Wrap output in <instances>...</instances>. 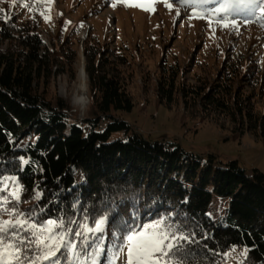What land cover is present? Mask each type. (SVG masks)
<instances>
[{
	"label": "trees",
	"instance_id": "trees-1",
	"mask_svg": "<svg viewBox=\"0 0 264 264\" xmlns=\"http://www.w3.org/2000/svg\"><path fill=\"white\" fill-rule=\"evenodd\" d=\"M13 21L0 20V37L10 43L0 51V176H16L26 188L22 211L32 210L40 220H81L87 214L89 223L108 215L105 249L113 218L122 230L125 222L139 230L170 218L195 233L190 264H264V174L246 172L236 160L202 158L177 139L152 140L132 129L120 117L135 105L128 79L109 61V52L94 50L97 45L84 49L89 106L78 120L69 103L50 94L54 52L34 27L11 28ZM158 68L159 105L182 106L187 121L203 120L264 142V108L243 94L246 86L261 95L264 78L248 69L239 75L238 69L221 68L211 81L187 78L164 61ZM144 92L149 94V82ZM20 157L34 163L21 169ZM37 186L43 192L39 202L33 199ZM213 196L228 201L217 217L209 214ZM242 248L247 254L230 262Z\"/></svg>",
	"mask_w": 264,
	"mask_h": 264
},
{
	"label": "rangeland",
	"instance_id": "rangeland-1",
	"mask_svg": "<svg viewBox=\"0 0 264 264\" xmlns=\"http://www.w3.org/2000/svg\"><path fill=\"white\" fill-rule=\"evenodd\" d=\"M141 2L128 0L126 5L123 0H53L49 5L46 0L42 4L23 0L15 6L0 3V7L6 10L5 16L13 18L11 28L13 25L34 27L47 50L54 52L56 63L51 70L54 78L50 94L69 103L72 111L78 113V120L84 118L89 106L84 49L97 45L100 49L94 50L109 52V61L116 62L113 65L128 79L127 90L135 105L120 117L132 129L152 140L177 139L186 151L202 158L213 155L222 163L236 160L246 172L257 169L264 174V142L247 133L234 135L203 120L187 121L182 106L168 110L157 103L154 93L161 61L180 67L187 78L213 81L221 68L238 69L239 75L248 69L253 76L264 78V27L261 26L264 21L254 18L245 24L242 23L245 16L240 14L236 16L238 28L232 31L219 27L215 20L210 25L208 18H189L191 10H182L177 16L178 4L169 9L163 3H156L151 13L129 6ZM41 12L52 17L51 22ZM9 45L8 40L0 37V51ZM81 66L85 76L83 107L75 104L82 95ZM243 88V94L252 95L256 107L263 109L264 87L259 96H256L258 88ZM227 202L213 196L209 214L220 216ZM243 250L232 252L230 262L241 258V253L244 256Z\"/></svg>",
	"mask_w": 264,
	"mask_h": 264
},
{
	"label": "snow or ice",
	"instance_id": "snow-or-ice-1",
	"mask_svg": "<svg viewBox=\"0 0 264 264\" xmlns=\"http://www.w3.org/2000/svg\"><path fill=\"white\" fill-rule=\"evenodd\" d=\"M5 2L15 6L23 0H0V3ZM35 2L42 4L45 0ZM46 2L51 5L53 0ZM123 2L128 4V0ZM156 3H163L169 9L178 4L177 16L182 10H191L189 18H208L210 25L215 20L219 27L232 31L238 28L236 16L240 14L245 16L242 21L245 24L254 18L264 21V0H172L171 3L169 0H143L129 6L151 13ZM24 7L31 5L24 4ZM5 12L0 7V20L11 18L5 16ZM40 15L51 22L52 17L44 12ZM261 26L264 27V23ZM19 162L21 169L34 163L25 157H20ZM25 191L18 177L0 176V264H101L102 257L105 264H190L188 257L192 252L189 246L198 243L195 233L186 232L180 223L170 218H160L142 225L139 230L127 222L122 230L115 226L113 218L112 241L105 249L108 215H101L91 223L87 214L81 220L63 215L40 220L34 211L20 209ZM42 198L43 192L37 186L33 199L39 202ZM248 251L245 248L243 253L246 255Z\"/></svg>",
	"mask_w": 264,
	"mask_h": 264
},
{
	"label": "bare ground",
	"instance_id": "bare-ground-1",
	"mask_svg": "<svg viewBox=\"0 0 264 264\" xmlns=\"http://www.w3.org/2000/svg\"><path fill=\"white\" fill-rule=\"evenodd\" d=\"M82 38V37H81ZM82 66H81V70H80V72H79V77H80V89H79V91H80V93L82 94L81 96H79V97H77V99L75 100V104L76 105H79V106H84L85 105V102H83L84 101V87H85V85H84V82H85V76L83 75V73H82Z\"/></svg>",
	"mask_w": 264,
	"mask_h": 264
}]
</instances>
